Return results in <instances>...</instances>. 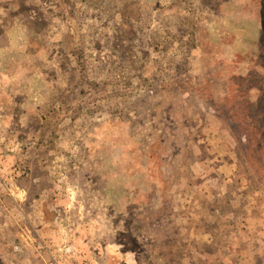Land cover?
Returning <instances> with one entry per match:
<instances>
[{"label": "rangeland", "instance_id": "374dc122", "mask_svg": "<svg viewBox=\"0 0 264 264\" xmlns=\"http://www.w3.org/2000/svg\"><path fill=\"white\" fill-rule=\"evenodd\" d=\"M12 38L74 115L20 169L73 204L0 203V264H264V0H0Z\"/></svg>", "mask_w": 264, "mask_h": 264}, {"label": "crops", "instance_id": "0c3cea01", "mask_svg": "<svg viewBox=\"0 0 264 264\" xmlns=\"http://www.w3.org/2000/svg\"><path fill=\"white\" fill-rule=\"evenodd\" d=\"M10 42L12 47L0 52V203L19 207L28 221L56 222L61 220V214H56L58 208L62 211L73 204L64 190H72L68 180L74 169H20L19 160H40L47 153L59 156L63 119L74 116L73 103L62 95V80L58 89L59 82L49 80L58 91L55 97L48 99L45 92L41 93L47 73L24 53L25 43L21 47L15 38ZM67 105L70 114L65 110ZM49 125L55 132L58 129V134L48 133ZM44 231L48 234H43L45 237L54 234L52 230Z\"/></svg>", "mask_w": 264, "mask_h": 264}]
</instances>
